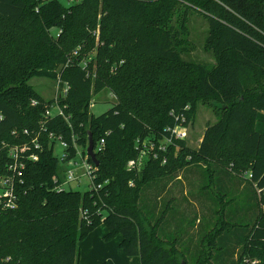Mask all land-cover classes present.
Returning <instances> with one entry per match:
<instances>
[{"label": "trees", "instance_id": "16d2710c", "mask_svg": "<svg viewBox=\"0 0 264 264\" xmlns=\"http://www.w3.org/2000/svg\"><path fill=\"white\" fill-rule=\"evenodd\" d=\"M174 1L0 0V177L6 149L40 132V150L25 153L37 161L22 159L15 207L0 197V264H76L78 243L99 225L104 240L120 235V249L140 264H264V0H200L210 69L182 60L177 32L163 22ZM33 77L67 86L58 99L67 121L48 118L44 132L52 100L28 85ZM104 89L115 103L93 116L91 97ZM197 102L219 113L197 150L175 141L165 164L148 158L140 171L126 169L136 139L187 126ZM49 133L68 144L67 159L71 137L82 149L88 136L95 146L103 140L92 173L98 191L55 189L62 160ZM183 169L200 174L195 193L177 188ZM243 178L236 194L232 181ZM236 196L245 202L233 212ZM188 198L218 223L198 221ZM245 210L252 220L239 215Z\"/></svg>", "mask_w": 264, "mask_h": 264}, {"label": "rangeland", "instance_id": "374dc122", "mask_svg": "<svg viewBox=\"0 0 264 264\" xmlns=\"http://www.w3.org/2000/svg\"><path fill=\"white\" fill-rule=\"evenodd\" d=\"M59 1H61L65 5L68 4L64 0H59ZM191 3L194 4L195 6L192 5ZM201 3L200 0L174 1L170 4V8L168 9V13L166 17V19L167 18L168 19L167 20L165 19L163 22L164 24H166L167 22L169 28H172V30H175L177 32L176 37L178 39V45H179L178 51L180 52V56L182 60L187 63L197 65L199 67H203L204 69H210L215 66V59L212 51L207 47L208 20L206 17L207 13L204 12L203 9H201L202 7H200L202 6ZM55 33H56L55 29L50 30V34L54 35ZM27 83L40 97H42L46 101L51 100L53 96H55L54 92H55L56 84L55 81L51 79L33 77L30 80H28ZM114 103H115L114 97L108 92V90L104 89L98 94L93 95L91 97L89 104V113L92 114L93 116H98L103 112H105L106 110H108ZM214 105L215 103L213 102H211L209 105L202 104L201 102H197L195 104L191 121L189 122V124H187L186 127V136L184 139V144L189 150L192 151L197 150L205 128L208 125L215 123L219 119V113L214 109L213 107ZM156 139H160V137L157 135H148V137L144 138L143 141L141 142V145H145L146 151H144V153H141L139 155L138 171H140V169L146 165V162L149 158L148 152L150 150L151 142L155 141ZM78 150L80 151V153L82 152L83 154V149L81 147H79ZM53 155L57 158H60L62 155V149L59 146L58 141H55L53 144ZM137 157H138V153L136 158ZM76 176L77 178L74 181L68 183L67 185H63V189L78 191V192L88 191L89 190L88 177L81 176V170L77 172ZM215 176L216 174L213 175L212 182ZM177 177L178 178H175V182L177 183L176 186L177 188L178 187L181 188L183 194L189 191L195 193L201 182L200 174L197 171L188 172L183 169L179 171V176ZM235 180L232 181V184L234 185L230 186V188L235 186L233 187V189L237 194V192L241 191L242 186L244 185V178L240 182H237V180L236 181ZM207 181L208 183L205 180L204 185L210 187L211 180L208 179ZM224 199L225 202L227 201V203H230L231 201L229 200L228 202V200L226 199L229 198L226 197H224ZM190 200L192 202L191 204L192 206L190 205V207H192L194 210L192 215L196 214V218H198V221L200 222L203 221L204 224L207 222L208 224H210V227L213 228L214 224L218 223V217L215 216L216 219L202 218L204 215L205 217L210 216L211 213H207V211H204V209H202L199 206V204H197V202L192 201V199ZM235 200L236 203H238L240 206L239 208L234 209V206L232 205V208L234 209L233 212L235 210L239 211L242 209V204H244L245 198L236 196ZM16 201L17 199L15 198L14 202L16 203ZM208 204L209 203H207V205ZM230 207L229 205H227L226 208L224 209V213L227 212L230 209ZM218 208L219 206L215 205L213 209V214H214V210L217 211ZM262 210L264 211V207L262 208ZM239 213L240 216L243 215V217H245L248 220H252L254 218L253 210H250L249 212L245 210L244 212L242 211ZM240 216L236 215V220H238ZM192 240L194 242H197L196 238H193ZM252 262L255 263V261Z\"/></svg>", "mask_w": 264, "mask_h": 264}, {"label": "built area", "instance_id": "2783aa9c", "mask_svg": "<svg viewBox=\"0 0 264 264\" xmlns=\"http://www.w3.org/2000/svg\"><path fill=\"white\" fill-rule=\"evenodd\" d=\"M69 5L74 0H64ZM56 88H55V96H53L52 104L45 110V112L42 115V119L39 122V131L44 132L43 125L46 123L48 118L59 116L62 117L65 121H67V117L63 114V109L59 107L58 105V99L60 97H64L67 91V86L63 85L60 87L59 80L57 79L55 81ZM35 101H31V105H35ZM92 106V105H91ZM187 109V107L185 108ZM183 121V120H182ZM186 127L182 125H176L171 128L166 127L164 128L163 132L164 135L160 137V139H156L155 141L151 142L150 150H149V158L153 160L160 159V164L163 165L166 163V157L168 152V148L170 146H174L175 141H184L186 136ZM15 134V131L12 132ZM22 134L28 135V132L26 130L22 131ZM39 135L40 132L32 133V138L29 142V144H22V145H14L10 146L6 149V156L8 158L7 164L5 166V174L0 177V197H3L6 199L5 201V207L12 209L15 207V194H14V186L15 183H21V176H22V170L24 167V163L22 161L23 158L29 161H37V155L36 154H29L26 155L25 153L30 149L33 148L35 150H40V144H39ZM47 138L53 142L58 141L59 146L62 149V155L59 158L62 160L61 167L62 170L60 172L61 182L59 184L55 185L56 190L63 189V185H67L68 183L74 181L77 178V172L81 170V176H87L89 180V189L93 191H98L101 188V185H94L93 184V169L94 165L87 161L88 157L86 156L85 149H83L82 152L78 150L79 146L75 144L74 138L71 137L72 146L74 150V156L70 159H67L68 153L65 152L68 148V144L63 141L60 137H55L51 133L48 134ZM143 139H136L134 148L138 153V157L134 160H129L126 163V169L127 170H139V155L141 153H144L145 145H141V142ZM103 140L101 139L97 145H93V153L100 151L103 147ZM87 146V145H86ZM4 147V146H3ZM55 181H58L56 178H54ZM54 181V182H55ZM131 185V184H130Z\"/></svg>", "mask_w": 264, "mask_h": 264}, {"label": "crops", "instance_id": "0c3cea01", "mask_svg": "<svg viewBox=\"0 0 264 264\" xmlns=\"http://www.w3.org/2000/svg\"><path fill=\"white\" fill-rule=\"evenodd\" d=\"M106 234V228L99 225L80 241L76 264H140L138 257H127L120 249V235L106 241Z\"/></svg>", "mask_w": 264, "mask_h": 264}, {"label": "water", "instance_id": "95a60500", "mask_svg": "<svg viewBox=\"0 0 264 264\" xmlns=\"http://www.w3.org/2000/svg\"><path fill=\"white\" fill-rule=\"evenodd\" d=\"M92 150H93V143H92L90 136H88L85 153H86V156L88 157L89 161L96 167L98 163H97V159L95 157V154L93 153Z\"/></svg>", "mask_w": 264, "mask_h": 264}]
</instances>
